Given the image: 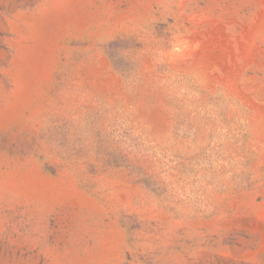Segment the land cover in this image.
Segmentation results:
<instances>
[{
	"label": "rangeland",
	"instance_id": "1",
	"mask_svg": "<svg viewBox=\"0 0 264 264\" xmlns=\"http://www.w3.org/2000/svg\"><path fill=\"white\" fill-rule=\"evenodd\" d=\"M0 264H264V0H0Z\"/></svg>",
	"mask_w": 264,
	"mask_h": 264
}]
</instances>
